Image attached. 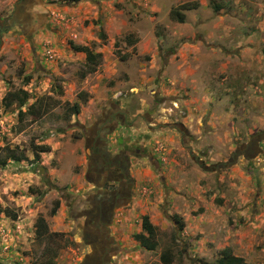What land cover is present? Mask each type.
Here are the masks:
<instances>
[{
    "label": "rangeland",
    "instance_id": "1",
    "mask_svg": "<svg viewBox=\"0 0 264 264\" xmlns=\"http://www.w3.org/2000/svg\"><path fill=\"white\" fill-rule=\"evenodd\" d=\"M82 1L43 0V6H52L65 17L57 15L46 27L59 32L60 49L66 48L65 43L68 48L70 43L80 44L79 38L69 40L65 34L66 20L72 17L65 7H77ZM93 24L90 18L73 27L81 37L90 29L84 39L95 49L108 41L100 35L104 33L100 26ZM8 34L0 49V155L6 157L9 148L18 146L28 160L7 158V164L0 163V205L17 215L13 219L0 214V264H79L90 250L76 227L74 208L91 187L83 177L84 130L112 101L127 109L131 118L142 113L159 124L183 123L188 131L186 136L169 125L156 128L154 124L156 131L151 132L142 119L140 128L115 132V136L130 135L124 144L139 139L152 160L135 159L142 172L131 205L117 215L118 220L125 219L117 221V227H122L117 236L126 247L120 244L122 252L113 263L168 264L161 255L169 251L171 264H215L226 246L244 257L246 264H264V142L259 144L262 153L249 162L241 154L229 168L206 171L197 161L208 165L227 161L253 135L264 133V103L242 115L245 118L235 122V129L230 123L218 128L206 114L199 118L204 110L195 119L192 79L173 83L168 75L174 71L162 76L166 58L162 46L159 54L133 55L135 47L130 48L133 52L122 48L106 58L109 52L102 53L94 72H87L89 67L79 56L59 59L57 68L45 69L19 29H10ZM163 78L167 80L164 86L177 88V94L163 93ZM217 80H212L215 86ZM23 90L30 96L21 105ZM182 98L190 103L178 104ZM75 103L80 105L78 112L72 108ZM21 109L25 113L19 118ZM217 124L223 125L221 120ZM33 142L50 150L36 160ZM145 214L156 226L154 251L136 243ZM39 217L48 227L44 234Z\"/></svg>",
    "mask_w": 264,
    "mask_h": 264
},
{
    "label": "crops",
    "instance_id": "2",
    "mask_svg": "<svg viewBox=\"0 0 264 264\" xmlns=\"http://www.w3.org/2000/svg\"><path fill=\"white\" fill-rule=\"evenodd\" d=\"M22 1L23 5L20 4ZM43 5V0H0V22L13 17L10 29H19L28 39L36 60L45 69L57 68L59 59H78V56L90 67L87 53L76 51L72 43L69 42L71 48L65 43L66 48L60 49L59 44L63 42L57 35L59 32L48 31L46 27L55 22L57 15L62 16V11ZM65 12L72 16L66 20L69 24H66L65 34L69 35V40L79 38L80 44H74L85 46L94 53L109 52L105 58L122 48L133 52L134 48H130L135 47L133 55H142L155 51L159 54L158 47H164L166 58L162 63V76L174 71L169 73V81L174 83L182 78L194 81L195 91L191 93L195 94V101L191 99V102H195V119L198 118L196 113L204 110L199 118L203 119L206 114L213 126L222 128L230 123L233 130L235 122L245 118L242 115L264 103V0H98L94 4L84 0L77 7H65ZM90 18L93 26H100L108 41L95 49L84 39L89 36L90 29H86L81 37V32L75 33L73 27V24L81 25ZM8 32L2 36V45ZM94 38L102 42L95 35ZM216 79L218 85L215 86L212 80ZM166 81L161 80L163 93L177 94V88L164 86ZM179 103L190 101L182 98ZM220 120L223 125L217 124ZM133 172L138 181L137 176L142 172L138 162ZM193 218L195 222V216ZM119 220L125 221L120 217ZM189 228L194 230L195 224ZM121 230L122 227H114L118 235ZM136 243L142 246L140 241ZM121 246L126 247L124 243ZM163 254V260L171 264L170 252Z\"/></svg>",
    "mask_w": 264,
    "mask_h": 264
},
{
    "label": "flooded vegetation",
    "instance_id": "3",
    "mask_svg": "<svg viewBox=\"0 0 264 264\" xmlns=\"http://www.w3.org/2000/svg\"><path fill=\"white\" fill-rule=\"evenodd\" d=\"M12 18L10 16L0 22V48L4 34L1 32L10 30ZM142 119L148 122L151 132L156 131L154 124L157 125L156 128H162L151 116H144L142 113L131 118L127 109L112 101L84 130L86 166L83 177L91 187L74 208H77L76 227L81 232L82 241L90 249L86 254H94L95 264H114L113 258L122 252L114 227L118 225L117 215L131 205L135 196L138 184L133 172L137 162L135 159L148 157L152 160L139 139L124 144V139L130 138V135H114L119 128L142 127ZM181 132L188 136V131ZM261 135L263 138L258 144L253 145L249 141L239 146L248 162L256 151H259L258 154L262 153L259 144L264 142V133Z\"/></svg>",
    "mask_w": 264,
    "mask_h": 264
},
{
    "label": "trees",
    "instance_id": "4",
    "mask_svg": "<svg viewBox=\"0 0 264 264\" xmlns=\"http://www.w3.org/2000/svg\"><path fill=\"white\" fill-rule=\"evenodd\" d=\"M70 1H79V0H70ZM100 35L103 38L106 37L104 33H101ZM72 47L76 51H85L87 53L86 60H87V63H89L90 65V67L87 69V72L96 71L97 66L101 62L102 54L94 53L89 48L85 46L77 45L74 43H72ZM22 93H23V96L22 98L19 99L20 100L19 103L21 105H23L25 101L28 99V97L30 96V93L26 90H23ZM79 106L80 105L78 103H75L72 106V108L75 112H78ZM24 113L25 112L21 109L19 111V118H21L24 115ZM32 148H33L36 160L40 159V156L42 153L50 150L48 145L36 144L34 142L32 143ZM8 151L9 153L6 157L3 156L2 154L0 155V163L7 164V158H11L17 161L28 160V157L26 156L24 151H22L20 147L18 146L14 147L13 149L9 148ZM2 212H4L6 215L10 216L13 219H17L16 213H14L8 208H3L0 205V214ZM177 221L179 220L177 219ZM37 223L39 224V229H40L41 234H44L45 232H47L48 227L43 217H39ZM142 228H143V231L147 232L148 235H145V233L141 232V233H138L135 238L138 241H140L141 245L145 247L146 249L155 250L157 247V244L153 239L156 237V226H154V224L150 220L149 215L147 214H145L142 218ZM181 228H184V223H181ZM163 256H165L166 258L167 256L166 253L165 255L163 254ZM215 264H246V261L244 257L235 255L229 247H225L223 250H221L220 257L217 259V262Z\"/></svg>",
    "mask_w": 264,
    "mask_h": 264
},
{
    "label": "water",
    "instance_id": "5",
    "mask_svg": "<svg viewBox=\"0 0 264 264\" xmlns=\"http://www.w3.org/2000/svg\"><path fill=\"white\" fill-rule=\"evenodd\" d=\"M20 4L23 5L24 4L23 1ZM1 33L3 34V33H5V31H2ZM168 125L171 128H175L179 131H187V128L184 126L183 123H171V124L162 123V124H158L159 127H166ZM262 138L263 137L261 134L254 135L252 138L251 144H253V145L258 144V141L262 140ZM258 153H259V151H256V153L253 155V157L257 156ZM240 155H241V152H240L239 147H238L236 149L234 155L230 159H228L227 161H222V162L214 163L211 165L204 163L202 159H198L197 161H198L199 165L203 169H205L206 171H217V170L229 168V167L235 165L238 162ZM155 165H157V164H155ZM95 261H96V259L94 257V254L88 253V254H85L83 256V258L79 264H95Z\"/></svg>",
    "mask_w": 264,
    "mask_h": 264
},
{
    "label": "built area",
    "instance_id": "6",
    "mask_svg": "<svg viewBox=\"0 0 264 264\" xmlns=\"http://www.w3.org/2000/svg\"><path fill=\"white\" fill-rule=\"evenodd\" d=\"M49 54H50V57H52V52H49Z\"/></svg>",
    "mask_w": 264,
    "mask_h": 264
}]
</instances>
